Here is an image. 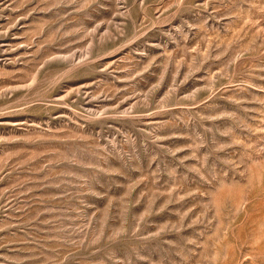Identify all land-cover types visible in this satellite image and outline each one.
<instances>
[{"label": "rangeland", "instance_id": "rangeland-1", "mask_svg": "<svg viewBox=\"0 0 264 264\" xmlns=\"http://www.w3.org/2000/svg\"><path fill=\"white\" fill-rule=\"evenodd\" d=\"M0 264H264V0H0Z\"/></svg>", "mask_w": 264, "mask_h": 264}]
</instances>
